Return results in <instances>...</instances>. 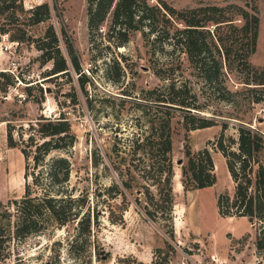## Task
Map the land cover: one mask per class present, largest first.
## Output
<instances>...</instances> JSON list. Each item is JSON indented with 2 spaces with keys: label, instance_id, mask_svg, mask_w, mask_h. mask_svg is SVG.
Masks as SVG:
<instances>
[{
  "label": "trees",
  "instance_id": "1",
  "mask_svg": "<svg viewBox=\"0 0 264 264\" xmlns=\"http://www.w3.org/2000/svg\"><path fill=\"white\" fill-rule=\"evenodd\" d=\"M85 1L88 31L96 32L108 15L105 37L115 47L125 45L137 31L149 45L151 70L159 81L138 96L144 100L139 104L147 129L142 133L135 129L126 141L115 138L112 143L107 161L118 182L107 185L106 195L126 199L125 191L131 195L135 182L144 198L133 195V200L146 216L152 220L169 216L174 176L171 113H180L186 129L219 124L212 143L224 158L233 188L231 193L216 195L217 212L256 221L254 245L264 256V135L251 122L252 117H259L252 115L253 105L264 103V67L249 61L259 21L255 0L222 4L199 0L187 7H175L165 0ZM51 7L53 3L46 0L30 7H24L22 0H0V34L16 42L34 43L40 50L39 62L50 61L41 80L69 75L72 69L82 84L88 78L81 70L79 55L68 40L64 53L60 50L51 22L41 35L34 37L29 32L28 26L48 20ZM121 67L117 68L121 71ZM38 81L24 85L20 102L29 99L34 87L38 93L34 100L41 101L43 89ZM14 85L13 73L0 68V102ZM144 105L158 107L159 113L147 112ZM10 115L13 117H0V121L5 126L6 144L17 147L23 157L24 183L20 196L0 200V259L10 257L15 244L27 236L70 222L79 224L74 240H80L82 232L89 233V209L91 217L96 216L87 193L74 192L75 186L69 182L76 135L68 118L59 111L23 123L14 110ZM229 125L233 133L225 132ZM91 152L95 165L100 156ZM179 173L184 189L211 185L215 175L208 149L192 150L186 141ZM120 216L112 220L120 221Z\"/></svg>",
  "mask_w": 264,
  "mask_h": 264
},
{
  "label": "rangeland",
  "instance_id": "2",
  "mask_svg": "<svg viewBox=\"0 0 264 264\" xmlns=\"http://www.w3.org/2000/svg\"><path fill=\"white\" fill-rule=\"evenodd\" d=\"M22 1L24 7H30L42 0ZM46 1L53 3L48 20L28 26L29 32L34 37L41 35L45 24L51 22L60 50L64 53L65 40L72 44L88 81L80 84L72 69L69 75L41 80L42 71L50 66V61L39 62L40 50L33 42H16L2 33L0 68L13 73L15 85L8 88L0 102V117H13L10 113L14 110L23 123L39 114L58 115L59 111L68 118L76 135L69 182L75 186L74 192L87 193L96 216L92 218V209H89V233L82 232L80 240H74L80 230L78 223L49 227L17 242L10 257L0 259V264H264V256L254 245L258 223L244 216L227 217L217 212L216 195L222 191L231 193L233 188L224 158L212 143L219 124L186 129L180 113H171L174 176L169 216L153 220L146 216L133 200V195L144 198L138 193L139 184L135 182L131 195L125 191L126 199L121 195H106L107 185L118 182L107 161L114 139L126 141L135 129L141 133L147 129L144 110L139 104L144 100L138 96L159 83L151 70L152 54L137 31L129 36L125 45L115 47L107 40L109 15L96 32L90 33L85 0ZM165 1L175 7H187L198 4L199 0ZM202 1L222 4L226 0ZM233 1L242 3L244 0ZM255 3L259 21L255 49L249 61L264 67V0H255ZM120 64L121 71L117 68ZM37 80L43 89L41 101L34 100L38 97L34 87L30 89L29 99L20 102L24 85ZM146 106L143 107L147 112L159 113L158 107ZM251 113L262 118L258 121L252 117L251 122L264 135V103L254 104ZM233 131L231 125L225 130L226 133ZM186 141L192 150L208 149L215 175L211 185L195 189L182 187L179 165ZM93 150L100 156H96L95 165ZM23 172V157L17 147L6 144L5 126L0 121V200L5 202L20 196ZM119 216L120 221L112 220Z\"/></svg>",
  "mask_w": 264,
  "mask_h": 264
},
{
  "label": "water",
  "instance_id": "3",
  "mask_svg": "<svg viewBox=\"0 0 264 264\" xmlns=\"http://www.w3.org/2000/svg\"><path fill=\"white\" fill-rule=\"evenodd\" d=\"M261 119H262L261 117H258L257 118L258 121H260ZM176 161H177V163H179L180 162V159H177Z\"/></svg>",
  "mask_w": 264,
  "mask_h": 264
}]
</instances>
